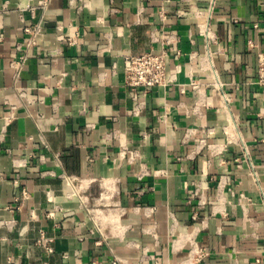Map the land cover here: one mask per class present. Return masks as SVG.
<instances>
[{"label": "crops", "instance_id": "crops-1", "mask_svg": "<svg viewBox=\"0 0 264 264\" xmlns=\"http://www.w3.org/2000/svg\"><path fill=\"white\" fill-rule=\"evenodd\" d=\"M262 50L264 0H0V264H264Z\"/></svg>", "mask_w": 264, "mask_h": 264}, {"label": "built area", "instance_id": "built-area-1", "mask_svg": "<svg viewBox=\"0 0 264 264\" xmlns=\"http://www.w3.org/2000/svg\"><path fill=\"white\" fill-rule=\"evenodd\" d=\"M32 35L37 33L36 29L27 30ZM169 52L163 48L160 51H151L140 55H129L124 57L125 85L134 94L136 92H149L158 87H167L170 84L168 73ZM257 79L256 84L264 88V50L257 52ZM19 70L22 62L15 65ZM196 88L197 85L194 83ZM5 129L0 130V144L5 140ZM45 244L46 238L41 237ZM208 257V253L199 249L193 252L186 260L178 264H202Z\"/></svg>", "mask_w": 264, "mask_h": 264}]
</instances>
